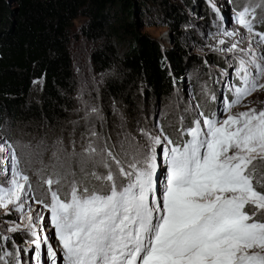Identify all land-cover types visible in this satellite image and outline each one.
<instances>
[{
	"label": "snow or ice",
	"instance_id": "1",
	"mask_svg": "<svg viewBox=\"0 0 264 264\" xmlns=\"http://www.w3.org/2000/svg\"><path fill=\"white\" fill-rule=\"evenodd\" d=\"M207 3L198 52L225 66L205 54L208 79L199 100L189 91L175 139L155 122L122 123L114 140L86 87L70 147L0 137V264H40L42 247L48 264H264V100L250 99L264 93V0H226L230 21Z\"/></svg>",
	"mask_w": 264,
	"mask_h": 264
},
{
	"label": "trees",
	"instance_id": "2",
	"mask_svg": "<svg viewBox=\"0 0 264 264\" xmlns=\"http://www.w3.org/2000/svg\"><path fill=\"white\" fill-rule=\"evenodd\" d=\"M151 14L177 32L173 50L142 33L161 19ZM184 16L168 0H0V126L53 129L67 117L74 91L69 32L80 17V35L98 43L92 67L117 70L103 82L105 99L128 107L140 84L156 98L169 96L183 72L186 52L177 29Z\"/></svg>",
	"mask_w": 264,
	"mask_h": 264
},
{
	"label": "rangeland",
	"instance_id": "3",
	"mask_svg": "<svg viewBox=\"0 0 264 264\" xmlns=\"http://www.w3.org/2000/svg\"><path fill=\"white\" fill-rule=\"evenodd\" d=\"M169 4H174L179 7L182 13H184V21L177 29L179 36V43L185 49L186 56L183 59V72L178 75L180 82L173 83V92L167 97L156 98L147 87L138 85L137 90L130 96V104L127 107L120 102L115 101L116 108L119 111V115L113 112V100H107L103 93V82L106 78H114L117 75V70L114 68L110 72L104 74L96 72L92 67L90 61V54L97 48L98 43L87 41L80 35V26L85 22L83 18H77L73 21L69 32L68 52L71 59V69L73 77V95H72V109L67 112V117L60 122L55 128H44L35 125H20L17 123H8L0 126V137H6L14 144L19 142L20 144L31 143L36 145L38 141L45 140L49 145L57 138H62L65 145H69L70 133L73 131V125L71 121L77 120L78 114L74 111L78 107V103L75 99L77 90L81 87H86L87 92H91V96L96 98L94 100L104 111L107 117V126L104 129L105 134H111L115 140L117 133L120 132V125L123 123L129 130H135L137 125L146 128L153 127L155 122H159L163 125L164 130L170 134H173L175 139L174 129L179 127V121L181 115L186 117V123H190L191 114L185 113L184 109L189 103L188 93L192 91L196 99L200 97L197 95L198 78L199 81H206L208 79L209 68L205 66V54L210 65L224 67L223 59L215 53H208L207 49L204 52H198V49L202 48L205 43V35L212 25V19L209 16H214V13L210 12L207 0H168ZM226 0H217L222 7ZM242 0H232V4H239ZM187 3V4H186ZM152 18L159 19L154 23H148L142 29V33L147 34L151 39L159 43L160 47L167 50L174 49L173 35L177 32L170 28L162 16L151 14ZM223 15L229 21L231 20V8L223 7ZM228 27H235L233 24L226 25ZM257 29L264 31V25H257ZM96 81V83H94ZM35 90L38 89V84L35 83ZM255 98L264 100V93H253L250 99ZM195 102V101H193ZM259 106V105H258ZM209 109L214 105H209ZM121 117L123 119H121ZM99 125V122H97ZM82 127L79 125L76 127L75 136L79 139ZM77 151H79V145H77ZM48 157L45 156L47 162ZM4 165V160L0 159V169ZM35 180V178H33ZM3 220V215L0 213V221ZM3 223L0 222V229H2ZM49 238L55 245L54 231L50 230ZM24 237H18V241L23 246ZM9 247L11 241L8 242ZM49 258L47 248L42 247L40 253V264H48ZM62 261V258H61Z\"/></svg>",
	"mask_w": 264,
	"mask_h": 264
}]
</instances>
